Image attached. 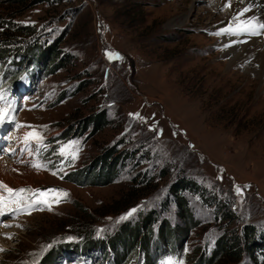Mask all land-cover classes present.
<instances>
[{
  "label": "rangeland",
  "instance_id": "obj_1",
  "mask_svg": "<svg viewBox=\"0 0 264 264\" xmlns=\"http://www.w3.org/2000/svg\"><path fill=\"white\" fill-rule=\"evenodd\" d=\"M221 15L207 0H0V44L57 54L50 70L41 64L34 70L29 63L20 67L17 91L7 93L4 104L0 101L8 121L0 125V165L25 157L20 166L34 175L20 178V186L10 181L9 187L68 194L25 192L19 200L0 190L5 205L0 264H42L56 246L82 241L81 224L93 226V238L99 240L151 210L158 220L183 226L168 195L179 178L193 182L182 195L199 226L182 238L177 256L160 263L194 264L200 250L208 256L219 237L242 236L246 225L255 228L260 242L264 82L229 68L221 56V36L211 30ZM178 18L185 23L172 26ZM255 28L233 38L239 45L258 40L254 32L264 35V28ZM106 52L122 58L109 59ZM17 69L12 57L0 59V85ZM97 115L103 120L92 125ZM23 131L43 138L38 151L36 144L19 151L25 147ZM109 155L123 160L113 181H68L71 172L94 169ZM62 157L70 161L61 169L57 163ZM33 163L44 167L37 170ZM143 176L150 182L136 186ZM35 199L47 203L19 214L18 208ZM132 209L136 211L119 219ZM228 212L230 217L224 216ZM256 260L264 264V253L258 251ZM114 261L106 247L90 255L66 253L57 264ZM248 263L244 255L233 264Z\"/></svg>",
  "mask_w": 264,
  "mask_h": 264
},
{
  "label": "trees",
  "instance_id": "obj_2",
  "mask_svg": "<svg viewBox=\"0 0 264 264\" xmlns=\"http://www.w3.org/2000/svg\"><path fill=\"white\" fill-rule=\"evenodd\" d=\"M24 1V0H17ZM38 2H47L49 0H36ZM21 28L20 31H22ZM19 31V30H18ZM0 44V59L5 61L12 57V64H15L17 71L24 68L25 63L32 66L34 70L41 64L43 69L50 70L54 67L55 52L54 49L43 51L40 47H36L30 51H19L14 48H8V43ZM23 52V53H22ZM21 56V59L16 60ZM44 57L46 59H44ZM50 61L47 62V58ZM47 60V61H46ZM45 62V65L42 63ZM23 73V72H22ZM21 71L14 75H5L3 87L15 88L16 82L22 75ZM103 118L97 115L92 119V125H98ZM46 154H43L44 157ZM46 156V159H48ZM112 157V158H110ZM131 157V156H130ZM110 158V159H108ZM118 156H106L101 158L100 162L94 169L73 171L67 177L68 181H72L81 185H93L95 183H109L113 181L117 175V168L123 164V160ZM70 161L63 162V157L57 163L59 168H64ZM164 175V173L162 174ZM150 182L147 176L136 182L137 185H147ZM193 182L185 178H179L169 189L168 195L172 198L178 217L182 218L183 226L173 227L165 219H157L158 213L149 211L137 217L136 220L125 221L121 223L117 229L107 234L104 238H93V226L89 224H81L78 230L83 235L82 241L78 243H68L66 245L56 246L44 257L42 264H57L62 259V255L66 253H80L82 255H90L93 251H101L106 247L114 254V264H159L164 258L172 254L178 255V244L183 237L187 236L193 229L199 226V222L193 217L191 210L188 207L187 200L182 195L186 189L193 188ZM224 216L230 217L229 212ZM156 227V228H154ZM219 237L216 240L214 250L206 256L200 250L194 264H233L247 256L248 264H258L256 260L257 252L264 253V235L260 242L254 238L255 228L246 225L243 229L242 236L233 235ZM93 238V239H92ZM166 249H163V248Z\"/></svg>",
  "mask_w": 264,
  "mask_h": 264
},
{
  "label": "bare ground",
  "instance_id": "obj_3",
  "mask_svg": "<svg viewBox=\"0 0 264 264\" xmlns=\"http://www.w3.org/2000/svg\"><path fill=\"white\" fill-rule=\"evenodd\" d=\"M207 2L212 5L215 10H222L219 21L211 30L217 32L221 36L217 43L221 49V56L226 59L229 68L241 69L248 76L253 77V79H258L263 83L264 44L260 39L257 40L254 38L245 41L243 45H239L238 39L233 38V35L246 33L248 31L253 32L252 30H255L256 26L259 27V24L264 23V4L256 6L255 4H251L250 0H207ZM226 4H230L231 6L224 7ZM244 8H248L249 11L241 15ZM185 21L184 18H178L172 21L171 24L172 26L183 25ZM241 29L248 30L241 31ZM234 30L236 31L235 33ZM256 31L257 34L260 32L258 29ZM25 133L27 132H21L22 138ZM21 146L16 147L22 148ZM13 161L14 162H5V166L0 165V181H3L8 186L10 181H14L16 186H20L22 183L20 178L27 181L26 179L29 174L34 175L35 172L28 170L29 168L24 169L21 167L25 162V157H19V159L14 158ZM38 176L39 175H37V177Z\"/></svg>",
  "mask_w": 264,
  "mask_h": 264
},
{
  "label": "snow or ice",
  "instance_id": "obj_4",
  "mask_svg": "<svg viewBox=\"0 0 264 264\" xmlns=\"http://www.w3.org/2000/svg\"><path fill=\"white\" fill-rule=\"evenodd\" d=\"M230 4H226L225 7H230ZM249 9L248 8H244L241 15H243V13L248 12ZM260 28H264V23L259 24ZM244 30H248V29H241V31ZM106 56H108L109 59H120L122 57H120L119 53L116 52H106L105 53ZM6 98L3 95H0V101L5 100ZM133 115V114H130ZM138 116V114H135ZM7 117V113L4 111L3 108H0V125H3L4 123L8 122L6 120ZM18 127H25L24 125H19ZM32 128L33 126H27ZM42 137L36 132V131H30L25 133L24 138H23V143L25 145L24 149H21V151H27L29 149V146L32 144H36L37 145V151L39 150V147L42 146ZM70 143H76V142H70ZM29 154H31V152H29ZM61 155H64V152L61 151L60 153ZM73 159H75V157H73ZM32 167L36 168L37 170L41 169L42 167H44L43 165H38L33 163ZM53 175H56V172L52 173ZM0 190H4L7 193H9L10 195L14 196L16 194H23L25 192L31 193L32 195H36V194H43V193H57L59 196L62 197H67V193L64 192L63 190L60 189H31V188H18V189H13L11 187H9L6 183H4L3 181H0ZM237 191H239V189H237ZM24 197L21 195L19 197V200H23ZM14 202H18V201H14ZM55 203H59L60 200L56 199L55 201H53ZM37 205L35 203H31L29 202V204L27 205L28 208H35ZM5 205H4V197L2 195H0V215L4 214V209ZM24 210V206H21L20 208L17 209V211H22ZM43 210V209H40ZM48 210L51 211V206L49 205ZM8 211H12V209H8ZM136 209H132L129 213H127L125 216L120 217V220L126 219L128 216H130L133 212H135ZM28 214L30 215L31 212L29 211ZM8 226V225H5ZM8 238H11L10 236ZM68 239H73L72 237H69ZM46 247H51V245H47ZM0 251H3V249H0ZM171 259V258H169ZM178 264H182V262H178Z\"/></svg>",
  "mask_w": 264,
  "mask_h": 264
}]
</instances>
